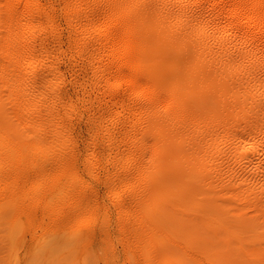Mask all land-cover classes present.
Here are the masks:
<instances>
[{
    "label": "bare ground",
    "instance_id": "bare-ground-1",
    "mask_svg": "<svg viewBox=\"0 0 264 264\" xmlns=\"http://www.w3.org/2000/svg\"><path fill=\"white\" fill-rule=\"evenodd\" d=\"M44 5L40 0H6L0 10V211L10 208L16 219L19 211L29 219L42 211V222L49 217L59 229L69 227L80 232L82 239H95L99 233L106 234V220L100 217L99 201L78 175L75 111L64 103L58 82L50 78L61 73L53 53L65 50L52 51L48 49L51 44L39 46L41 39L36 37L40 35L34 34L38 25L31 27L32 34L27 31L38 43L25 33L36 21H52V8ZM62 5L74 33L67 48L77 47L86 63L81 68L94 70L93 83L101 90L97 92L109 98L108 107H117L111 119L121 123L119 152L128 144L127 151L107 156L113 168L110 177L128 182L119 193L117 187H109L111 195L117 192L112 202L121 209L127 203L135 205V220L121 217L119 227L129 231L141 228L152 235L177 232L169 246L151 248L156 262L167 258L166 264H178L166 255V250L174 247L188 264L214 263L215 256L223 258L225 254L245 255L264 263V258L254 256L262 245L239 249L236 245L242 239L231 237L233 224L249 229L246 224L253 227L262 219L264 223V0H65ZM160 55L175 61L172 71L163 72L157 61ZM166 75L174 82L187 75L191 81L198 76L201 81L215 80L220 75L219 80H226L233 89L255 84L262 92L253 88L243 101V106H248L224 115L221 108H230L225 102L203 110L195 105L197 94L188 88L176 105L157 110L167 98L163 88ZM218 82L211 96L224 98L225 84ZM219 111L226 120L230 114L237 117L232 126L225 129L219 122L206 121L195 127L201 118H218ZM107 112L101 109L99 114ZM99 130L87 144L82 143L87 161L93 165L99 163L103 150L114 144L115 134L108 131L100 141ZM248 135L255 139L248 138V145L243 146L241 140ZM224 139L237 143H225ZM232 161L239 163L240 169L250 167L248 173L257 174L258 180L234 173ZM210 167L215 169L211 177L221 179L216 195L196 211L186 206L182 209L193 197L209 196L203 176ZM132 176L134 181H130ZM224 204L228 205L226 215L211 213L210 207L215 210ZM237 260L233 263L243 264Z\"/></svg>",
    "mask_w": 264,
    "mask_h": 264
},
{
    "label": "rangeland",
    "instance_id": "rangeland-1",
    "mask_svg": "<svg viewBox=\"0 0 264 264\" xmlns=\"http://www.w3.org/2000/svg\"><path fill=\"white\" fill-rule=\"evenodd\" d=\"M64 1L65 0H51V1L50 0H40V2L43 5L45 4L44 6L52 8L51 10H52V14H53V19H52V21L46 20L47 23L44 21V19H41L40 21H36L32 26H30V28L27 27L28 29H25V33H26V35L29 34L28 37L32 38L33 36H30V33L32 31L31 27L36 26V28H37V25H38V27L44 28L43 24L46 23V25L48 24L51 27L48 28V25L47 26L45 25V29H43L42 31L40 28H39V30H40L39 31V30H37L38 28L35 30L34 29L35 27H33L34 31H37L38 33L40 32V34H38V33L36 34V32H34V34L40 35L43 38L42 39L40 36L36 37L38 39H41L40 41L38 40L39 43H41V44L38 43V41L35 37H33V39L37 41L39 46H42V44H43V46H49L51 44L52 49L50 47H48V49H50L52 51H54L53 48H55V50H56V49H59L60 47L63 50H65L62 52H54L53 53L54 61H59L58 63H59L61 73H58L56 75H52V76H50V78L52 79L51 82H54V81L58 82L56 87H61V94L63 95V93H64V96H63L64 103L65 104L67 103L68 105L73 106V109L75 111L74 124L76 126V129H75L74 134L76 135V139H77V143H78L77 144V153H78L77 154V161H78L77 162V167H78L77 169L79 170V171L77 170L79 172V173L78 172L77 173H78L79 177H81V178L83 177L82 179L84 180V182L87 183V185L90 187V189L92 191V196L94 198L95 197L97 198L96 202L99 201L98 203L101 206L100 207V209H101L100 217L102 220H104V219L106 220V222H105L106 234L101 235V233H99V236H97L95 239L85 240V239L81 238L82 236H81L80 232L73 231L69 227L64 228V229L63 228L59 229L57 227V225H53L51 222H49V217H47L42 222L41 221L42 211H39L36 214L37 217L33 218V219H29L28 215L25 214V212L19 211V213H18L19 215L16 219L15 218L16 212H14L10 208L9 209L7 208L5 210L0 211L1 212L0 213L1 214L0 215V264H166L165 262L167 261V258H163L162 260H158V262H156V260L152 257L151 253L153 251L151 252V250L154 249L155 247H157V250H159L160 248H164L167 243H168L167 245L169 246L171 244L170 242H172L173 239L174 240L176 239L175 235H177V232L173 233L172 230H168L165 233L159 232L157 235H155V234L152 235L150 232L142 231L141 228H139L135 231H129V229L127 230V228H125V230H122V228H120L118 225V223H119L118 219H120L121 217L122 218L124 217V220H127L129 217H131L132 220H135V217L132 215L133 213H135L134 212L135 205L131 204V203H127L128 205L126 204L125 206H123V209H121V207H119V208L116 207V204H114L112 202L113 196L117 192L118 193L121 192L122 187L123 186L125 187V185H126L125 183L127 182V180H124L123 177L119 178V179H113V177L112 178L110 177V176H112L113 168L110 165V161L108 160L109 158L107 156L111 157V156L118 155V153H120L122 151L123 152L127 151L128 144L127 143L123 144L121 146L122 149L119 152L117 140L121 138L120 136H118V135H121L120 134L121 123H120V121L117 122V121H114L111 119V116H112L111 112L116 111L117 107H115V106L108 107V104H106V103L109 100V98L103 96L102 93L99 92L101 90H99L97 87L95 88L96 84L93 83L95 81L94 70H92L90 67L88 69L81 68V66H83L86 63H83L82 59L78 55V51H76L77 47L76 46L73 47L72 49H70V51H69V48H67L68 47L67 43H68L69 39L74 36V33H72V31H70V28H69V25L67 22V17L65 15H63L64 12L62 10V8H63L62 3H64ZM5 2H6V0H0L2 7H4ZM60 2H62V3H60ZM2 7L0 5L1 11H2ZM41 21H43L44 23H41ZM37 22H38V24H37ZM39 23H41L42 25ZM51 23H52V25H51ZM54 24H55V26H54ZM57 24L60 26H57ZM0 28H1V25H0ZM1 30H2V28H1ZM48 30H51L50 31L51 33H49ZM27 31H29L30 33H27ZM52 31H54V32L52 33ZM46 32H47V35L48 34L50 35V36H48V39H47ZM32 33H33V31H32ZM41 33H44V35H42ZM54 33H56L55 36L53 35ZM60 34H62V35L60 36ZM79 35H81V34H79ZM56 38H58V39H56ZM51 39H53V41ZM42 40H44V41H42ZM46 40H48V41H46ZM56 40H57V43H55ZM41 41L44 43H42ZM60 42H61V44H60ZM57 44L61 45V46H58ZM62 44H64V45H62ZM157 61L158 62L160 61L162 63L161 67H162L164 73L172 71V69L175 68V61L170 57L167 58V56L160 55L158 57ZM74 64H77L78 66L74 68V66H73ZM80 70H84V71H80ZM76 77H77V81L75 80ZM213 78L214 77L208 78L205 81H201L199 76H198V80L191 81L190 79H188V75H187L180 82H174V80H172V78H169V76L166 75V81L164 83L163 88L165 89V94L167 95V98H165L164 101L158 105L157 110H162L163 108L168 107L171 104L176 105L177 100H179L178 98L181 97V94L184 93L185 91H187L188 88H191L193 90V92L197 94V98H194V102L196 101L195 105L199 106V108H202L203 110L204 109L205 110L210 109L211 107H216L217 104L225 102L226 105H228V107L230 106V108L228 110H225V109L222 110V108H221V111H223L224 115L226 113L232 111L233 109L242 110L243 107L248 106L247 104H245L243 106V101H244L245 97L251 96L252 93L250 90H252L253 88H255V90H252V91L259 92V93L262 92V88H259V85H255L254 83L250 84V85L254 84L253 87H243L241 89H233V87L231 85L225 84L226 80H224V79L219 80L220 75H217V79H215V80H213ZM218 81H220V83L222 82L223 84H225L222 86L227 91V93L224 95V98H219V97L214 98L211 96L214 92L213 89L215 87V84L219 83ZM93 86L95 88V91L93 90L94 89ZM244 88H247V89H244ZM97 90H99V91L97 92ZM207 91L210 94V95L208 94V97L206 95ZM89 94H90V96H89ZM203 101H205V104H203ZM100 107H101V109H103L106 112L108 111L109 113L108 112L103 113V115L99 114V112L101 111V109H99ZM221 111H219V113H218L219 114L218 118H213V119L208 118V117L201 118L199 121L196 122L195 127L199 128L202 125H204L206 121H211V122H209V124H214V123L219 122L223 128H225V129L227 127L229 128L233 124L231 122H233L235 120V118H237V117L236 116L234 117L232 114H230L229 115L230 119L226 120L221 115ZM234 114H235V112H234ZM214 119H218V120H214ZM97 129L98 130L100 129L99 135H98V137H100L99 138L100 141H102L105 138V136L108 135V131L112 135L115 134V135H113V140H114L113 146L108 145L107 149L103 150V153L100 156V158L102 157L100 159L101 162L99 161L100 164L102 163L101 165L99 163H98L99 165L98 164L93 165L87 161L88 153H87V149H86V145H85L88 143L89 139L95 133V131H98ZM251 136L252 137H249V135H248V137L247 136L243 137L244 138L243 141L241 140L242 143L244 142L243 146L248 145V143H247L248 138H249V141H252L251 138L255 139V137L253 135H251ZM245 137H247V138H245ZM245 139H246V142L244 141ZM219 141L220 142L224 141L225 143L229 142V144H231L230 142L232 141V139H224L223 141L222 140H219ZM233 142L237 143V140L232 141V143ZM82 143H85V144H82ZM211 155H212V153H211ZM233 164H235L234 168L236 170V171L233 170L234 173H237V174L239 173L238 175L241 174V176H242V174L243 175L246 174V175L251 176V174L248 173V172H250V173L252 172L251 170H249L250 167H248L246 169H244V168L240 169L239 165H238L239 163L233 162ZM93 166H96V167H93ZM97 169H99V170H97ZM210 169H211V167L208 169L209 171L208 170L205 171V174L203 176V177H205L206 188L208 187L206 192L208 193L209 196H207V198H206V195L202 194V195L197 196L196 198L193 197L192 199H189L185 203L186 205L184 204V206H181L182 209L186 206L185 209H187V210L192 209L193 211H196V210L200 209L201 207H203L204 204L206 202H208L211 197L216 195L215 191H217V189H219V186L221 184V181H219V180H221V179H219L218 181H215L213 179V177H211L215 174V169L213 168L214 170L212 169V171ZM224 169H225V171L227 170L226 167ZM227 174H225V175L227 176ZM260 174H261V172L258 175H260ZM97 175H99V176H97ZM225 175H224V177H226ZM256 175L253 176V174H252L251 177L258 180V176H256ZM261 175H264V172H262ZM261 175L259 176V178L261 177ZM135 177H137V176H135ZM135 177H133V176L130 177V179H131L130 181H134ZM86 179H87V182H86ZM65 180H66L65 178H62V182H65ZM216 185H217V187H216ZM112 186L117 187L116 188L117 192L114 195H111L110 191H109V187H110V189H112ZM195 199H196V201H195ZM203 201H204V203H203ZM199 203L201 206L199 205ZM208 206L210 207L211 205H208ZM210 208H211L212 214L217 212L214 215H217L219 213H220L219 215H226L224 213H226V211L228 209V205L227 204L221 205L220 207H216L215 210H213L212 207H210ZM7 211H8V213H7ZM123 213H124V215H122ZM125 215H128V216H126V218H125ZM40 221L42 222V224ZM230 221L232 222V219ZM262 221H263V219L260 220L259 223L256 224V226L253 225V227H252V224H249V226H248V224H246V226L249 227V229H244L242 227L240 228L239 226H236V224H233V228H235V229H233V234L231 236L232 239L233 240L234 239L238 240L239 238L242 239V242L238 243V245H236V248L240 249V248H244V247H255L256 245L257 246L262 245L261 248L258 247L259 250L254 254V256H259V257L264 258V223ZM38 223L40 225H38ZM254 226L257 227L256 230L258 232L256 230H253V229H255ZM37 227L40 228V230L39 229L35 230ZM237 227H239V228H237ZM261 227H262V229H261ZM238 230H239V232H238ZM240 230H242V231H240ZM247 230H251V231H248L249 232L248 233V232H246ZM123 231H127V232L123 233ZM252 232H253V234H252ZM256 232H257V234H256ZM122 234H124V235H122ZM123 236H125V237L127 236L128 238L127 237L123 238ZM152 236H154V237L152 238ZM252 236H253V238H252ZM106 237H108V238H106ZM235 237L236 238L239 237V238L236 239ZM246 237L247 238L249 237L250 239L248 240ZM258 240L260 241L259 244L257 242ZM250 243H253V244H250ZM99 244H101V245H99ZM151 244H153V245H151ZM243 244H244V246H243ZM42 245H43V247H41ZM103 246L105 248H103ZM123 248H124V250H123ZM173 248L174 247H172V249ZM99 249H100V252H99ZM172 249L170 248V250H168V251L166 250V252H167L166 255L169 253L167 256L171 258V261H174V262L177 261L176 263H178V264L179 263L180 264H188V263H186L185 258L181 255L180 249H178V248H174L173 250ZM175 251H177V252H175ZM223 251H226V249H224ZM106 253H108V254H106ZM230 255L231 254H225V257H223V258H218L219 256H215L216 259H214L215 261L213 260L214 263L210 262L207 264H219V262L221 263L223 259L224 260H223L222 264L224 262H225V264H228V263L234 264L233 263L234 260H237V259H239L240 262L243 261V264H264L263 262L258 263L259 261L253 262V259L251 260L249 257H246L245 255H241V258H239V255H237V256L236 255L230 256ZM105 257H107V258H105ZM150 258H153V260H151ZM225 258H227V259L225 260ZM244 259H246V260H244ZM229 260L232 263L228 262ZM154 261H155V263H154ZM247 261H249V262H247Z\"/></svg>",
    "mask_w": 264,
    "mask_h": 264
}]
</instances>
